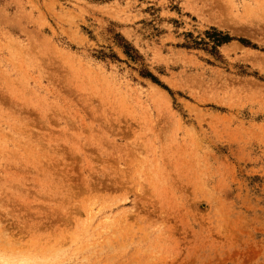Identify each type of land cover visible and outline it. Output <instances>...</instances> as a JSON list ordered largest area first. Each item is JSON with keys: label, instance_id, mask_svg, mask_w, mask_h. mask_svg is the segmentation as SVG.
Returning a JSON list of instances; mask_svg holds the SVG:
<instances>
[{"label": "rangeland", "instance_id": "1", "mask_svg": "<svg viewBox=\"0 0 264 264\" xmlns=\"http://www.w3.org/2000/svg\"><path fill=\"white\" fill-rule=\"evenodd\" d=\"M0 264H264V0H0Z\"/></svg>", "mask_w": 264, "mask_h": 264}, {"label": "trees", "instance_id": "2", "mask_svg": "<svg viewBox=\"0 0 264 264\" xmlns=\"http://www.w3.org/2000/svg\"><path fill=\"white\" fill-rule=\"evenodd\" d=\"M228 39L229 37H227L226 35H220V39L216 41V43L220 44V43L226 42Z\"/></svg>", "mask_w": 264, "mask_h": 264}]
</instances>
